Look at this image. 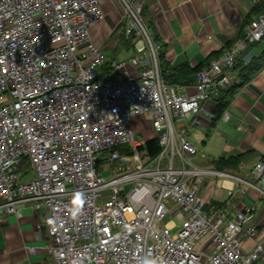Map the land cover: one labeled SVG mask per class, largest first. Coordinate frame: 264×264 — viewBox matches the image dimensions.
Wrapping results in <instances>:
<instances>
[{
	"label": "built area",
	"instance_id": "2783aa9c",
	"mask_svg": "<svg viewBox=\"0 0 264 264\" xmlns=\"http://www.w3.org/2000/svg\"><path fill=\"white\" fill-rule=\"evenodd\" d=\"M110 3L116 20L94 39ZM142 13V0H0V223L6 214L20 218V205L35 204L46 218L36 229L49 240L51 264H140L144 257L158 264H264V242L243 247L258 234L253 208L231 218L205 210L198 189L206 172L193 166L197 150L180 123L197 115L212 91L229 86L237 54L264 37V14L196 71L194 84L175 88L160 70L162 45ZM121 34L142 38L132 68L113 64L114 51L105 52ZM140 114L159 147L154 157L140 150L147 140L134 138ZM122 146L128 167L105 180L109 169L99 163ZM252 177L264 181L263 163ZM77 192L87 205L73 214Z\"/></svg>",
	"mask_w": 264,
	"mask_h": 264
},
{
	"label": "crops",
	"instance_id": "0c3cea01",
	"mask_svg": "<svg viewBox=\"0 0 264 264\" xmlns=\"http://www.w3.org/2000/svg\"><path fill=\"white\" fill-rule=\"evenodd\" d=\"M259 1L142 0L143 23L150 37L162 45L159 64L162 74L168 73L167 83L175 88L194 84L196 68L206 67L242 37L244 27L254 18L251 10ZM109 5L106 19L91 31L94 39L105 37L116 20L117 12ZM117 44L118 39L111 47L106 45L107 56ZM227 74L228 90L212 91L197 115L180 123L186 125V136L193 137L202 147L192 164L206 172L200 177L198 189L205 210L212 212L217 208L224 218H231L244 208L254 209L258 234L244 241L243 247L248 251L264 242V196L248 188L255 184L264 191V181L252 177L254 165L264 164V37L240 51ZM218 103L224 106L216 117ZM193 118L199 122L195 127L191 125ZM144 138H153L151 129ZM38 212L42 215L41 211L32 210L30 219H24L22 212L20 218L3 216L0 256H8L13 264H51L45 250L49 240L43 230L36 229V225L45 223L44 219L36 221ZM27 247H34L35 253L28 254ZM6 260L1 264H8Z\"/></svg>",
	"mask_w": 264,
	"mask_h": 264
},
{
	"label": "rangeland",
	"instance_id": "374dc122",
	"mask_svg": "<svg viewBox=\"0 0 264 264\" xmlns=\"http://www.w3.org/2000/svg\"><path fill=\"white\" fill-rule=\"evenodd\" d=\"M115 40L117 39H113L112 42L110 43V47L114 44ZM143 46V42H142V38H140L139 40H135L134 37H120V39H118V53H116V55L113 57V64H116L118 62L124 61L126 63V66L129 68H132L131 62L129 61V58L132 56H135L139 53L140 49ZM121 48H124V52H121ZM111 53H108V56H110ZM128 68V69H129ZM130 70V69H129ZM133 130L135 131V135L134 138L135 140H137L139 143H143L146 139L144 138V134L149 132L150 129V125H149V121L146 115L140 114L137 118H133L132 121V125ZM150 139V138H149ZM152 139V138H151ZM187 140L194 144L197 151L200 152V150L202 149L201 145L199 144V142H196V140L193 139V137H187ZM117 153H122L123 155H127V151H126V147L122 146L119 147L115 150ZM128 157H124L122 159L119 160H115V161H111L110 159H108L107 161H103L99 163V167L100 168H106L108 167L109 170H104L102 173V176L104 177L105 180H109L111 175L114 176L115 172L117 169L119 168H127L128 167ZM23 170L26 169V166L24 165L22 167ZM102 195L104 196V198L108 197V192L104 191L102 192ZM98 203H101V201H98ZM35 204L33 203H29V206L26 207V205H20L19 208L21 209L22 212V217L24 219H30L33 217V213H32V207ZM38 217L36 215V221L41 222L40 219H44L45 223L43 224L44 226L46 225V218L45 215L40 212H38ZM176 224H179V222L176 220ZM1 249H0V254H1ZM8 256L6 257H2V255L0 256V264L5 262V260H8ZM17 260L19 259V257L16 258ZM6 260V261H7ZM16 260V261H17ZM14 261V259H13ZM8 264H13L12 261H7ZM50 263V262H49ZM259 264V263H257Z\"/></svg>",
	"mask_w": 264,
	"mask_h": 264
},
{
	"label": "trees",
	"instance_id": "16d2710c",
	"mask_svg": "<svg viewBox=\"0 0 264 264\" xmlns=\"http://www.w3.org/2000/svg\"><path fill=\"white\" fill-rule=\"evenodd\" d=\"M251 13L254 14V17H255L256 15H258V14H261V13L264 14V0H260V1H259V2H258L253 8H252ZM120 37H123V35H121ZM120 37H119L118 39H120ZM124 38H125V37H124ZM117 47H118V44H117V46H116L115 49H114V54H115V55H116V53L119 52L118 49H117ZM161 52H162V50H161ZM161 52H160V53H161ZM160 53H159V59H160V56H161ZM159 66H160V64H159ZM199 69H201V68L198 67V68L195 69V71H197V70H199ZM110 70H111V67H110V63H109V61H108V62L105 63L104 71H105V73H109ZM160 70H161V69H160ZM161 72H162V70H161ZM164 74H166L165 79L167 80V78H168V73H164ZM227 90H228V89H224L223 92L225 93ZM220 100H221V99H220ZM217 106H218V107H216V108H217V110H216V115H217V116H216V117L220 116V114L222 113V108H221V107H223L224 105L221 104V103H218ZM140 150H142L144 153H146V155H148L149 157H154V156L157 155V153L159 152V147H158V145H157L155 139H149V140H147V141L144 143V146H143L142 148H140ZM116 153H117L116 151L111 152V155H110L111 160L115 161V160H117V159H121V158L125 157V155H119V156L116 157ZM212 205H213L214 207H215V206H218V205H216V204H212Z\"/></svg>",
	"mask_w": 264,
	"mask_h": 264
},
{
	"label": "clouds",
	"instance_id": "9594fccd",
	"mask_svg": "<svg viewBox=\"0 0 264 264\" xmlns=\"http://www.w3.org/2000/svg\"><path fill=\"white\" fill-rule=\"evenodd\" d=\"M72 211L73 214H76L82 211L87 205V196L83 192H77L72 197ZM140 264H158V260L156 258L144 257Z\"/></svg>",
	"mask_w": 264,
	"mask_h": 264
}]
</instances>
